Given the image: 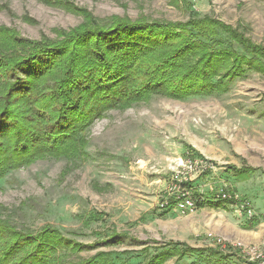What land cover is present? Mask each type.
Masks as SVG:
<instances>
[{"label": "rangeland", "instance_id": "374dc122", "mask_svg": "<svg viewBox=\"0 0 264 264\" xmlns=\"http://www.w3.org/2000/svg\"><path fill=\"white\" fill-rule=\"evenodd\" d=\"M72 1L75 8L89 11L100 21L145 17L175 23L188 21L193 13L209 15L239 27L264 45V0ZM84 22L76 10L69 12L38 0H0V28L12 29L32 42L61 41L62 35ZM88 137L90 159L84 164L73 167L68 160H37L0 181V212L19 231L37 236L50 227L63 233L66 250L58 253L65 256L57 264L87 261L101 252H114L115 257L124 251L129 255L121 257L130 264H144L171 240L218 253L192 255L180 264H253L245 247L256 245L239 242L253 236L240 235L250 221L236 209L230 213L205 210L176 219L156 205L167 179L182 162L191 160L204 162L210 175L217 173L228 187L239 189L240 196L244 194L264 212L262 74L248 70L224 95L184 101L153 97L123 111H109L89 129ZM242 166L258 168L249 182L230 176L233 168ZM95 183L111 184L113 189L99 193ZM205 183L199 187L209 191ZM191 220L200 228L188 230ZM114 232L129 236L115 239L120 241L117 245H105L103 239ZM72 240L82 244L81 253L70 255ZM167 264H176V259Z\"/></svg>", "mask_w": 264, "mask_h": 264}, {"label": "trees", "instance_id": "16d2710c", "mask_svg": "<svg viewBox=\"0 0 264 264\" xmlns=\"http://www.w3.org/2000/svg\"><path fill=\"white\" fill-rule=\"evenodd\" d=\"M83 16L84 23L58 42H32L0 28V181L37 160H68L78 167L90 159L89 129L109 111H123L153 97L184 101L227 94L248 70L264 76V45L239 27L193 13L186 22L140 17L95 19L72 0H38ZM177 1V0H176ZM256 169L236 170L241 180ZM109 186L94 184L103 193ZM220 205H217L219 207ZM0 208L1 205H0ZM96 217L94 216V220ZM103 239L114 246L128 237ZM66 239L44 227L33 236L0 212V264H57ZM70 255L81 253L72 240ZM214 250L166 243L144 264H167ZM114 252L68 264H130ZM69 254L66 255V257ZM61 263V262H60Z\"/></svg>", "mask_w": 264, "mask_h": 264}, {"label": "built area", "instance_id": "2783aa9c", "mask_svg": "<svg viewBox=\"0 0 264 264\" xmlns=\"http://www.w3.org/2000/svg\"><path fill=\"white\" fill-rule=\"evenodd\" d=\"M182 166L171 175L169 184L158 208L161 211L176 210L180 215L187 216L197 209L194 182L209 171L205 163L199 161L182 162ZM219 201L235 204L236 213L248 220L263 219L264 212L258 211L248 199L229 190H220L216 194ZM221 242V243H220ZM222 244V241H219ZM241 246V245H240ZM245 251L253 264H264V244L261 246L245 247Z\"/></svg>", "mask_w": 264, "mask_h": 264}, {"label": "crops", "instance_id": "0c3cea01", "mask_svg": "<svg viewBox=\"0 0 264 264\" xmlns=\"http://www.w3.org/2000/svg\"><path fill=\"white\" fill-rule=\"evenodd\" d=\"M244 167H249V166H242L241 168H233L232 175H230V176H233L234 180H238L241 183L249 182L251 177L254 174L247 180H241L235 174L236 170L243 169ZM249 168H254V167H249ZM254 169H256V172H257L258 168H254ZM215 172H217V171H215ZM209 173L210 172H207L206 174L197 178L196 181L194 182V186L197 188L196 189L197 193H195V199L197 200V209L192 214H197V213L201 214L205 210L223 211L224 213H230V209L235 210V204L234 203H231V202L221 203V201L216 199V194H217V192H219L218 188L220 187V189L221 188H223V189L230 188L231 189V190H229L230 192L237 193V194L241 195L239 193V189H237L233 186L228 187L226 181L219 179V177H217V173H215V174L213 173L211 175ZM227 176H229V174ZM170 178L167 179V184H165L162 187V189L158 191L157 205H156L157 209H159L158 205L164 196V193L167 189ZM202 182L203 183L206 182L204 186H205V188L208 187L209 191H205L204 187H201L203 185V184L201 185ZM199 185H201V186L199 187ZM101 186L102 187L109 186L108 191H106V192H111L113 189V185H111V184H106L104 186L103 185H101ZM214 189H216V190L214 191ZM214 192H216V193H214ZM241 197H243L244 199H247L244 194ZM249 201H251V200H249ZM217 205H220V206L217 207ZM163 213L169 215V217H171V218H176V219H178L177 217H179V215H180L176 210L163 211ZM143 219L144 218L141 217L140 221L142 222ZM192 221L193 220H191V222L186 225V228L188 230L193 231V230L200 228V227H197V225L195 226L194 223H192ZM249 221H250V223L243 228V232H241L240 235L242 236L244 234H252L253 236L246 237V238H249V240H246V241L244 240L245 238L239 239L240 240L239 242H242L245 245H256V246L263 245L264 244V224L261 223L260 220H258V219L249 220ZM218 228H215L214 230H218ZM251 239L255 240L254 241L255 243H249L248 241H250ZM253 240H251V241H253ZM170 242L181 243V244H184V245L191 247L190 245L183 243V242H180V241L171 240L168 243H170ZM191 248H194V247H191ZM195 249H201V248H195Z\"/></svg>", "mask_w": 264, "mask_h": 264}]
</instances>
